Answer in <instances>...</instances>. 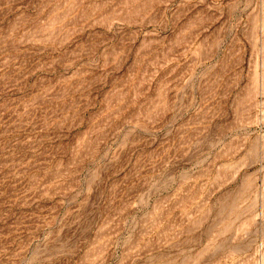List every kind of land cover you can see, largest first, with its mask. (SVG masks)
<instances>
[{
  "label": "rangeland",
  "instance_id": "obj_1",
  "mask_svg": "<svg viewBox=\"0 0 264 264\" xmlns=\"http://www.w3.org/2000/svg\"><path fill=\"white\" fill-rule=\"evenodd\" d=\"M0 264H264V0H0Z\"/></svg>",
  "mask_w": 264,
  "mask_h": 264
}]
</instances>
